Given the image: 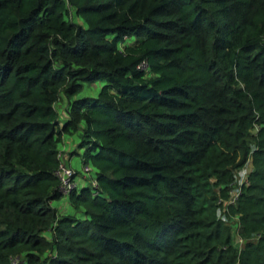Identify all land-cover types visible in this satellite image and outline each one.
Listing matches in <instances>:
<instances>
[{
	"label": "trees",
	"instance_id": "trees-1",
	"mask_svg": "<svg viewBox=\"0 0 264 264\" xmlns=\"http://www.w3.org/2000/svg\"><path fill=\"white\" fill-rule=\"evenodd\" d=\"M0 264H264V0H0Z\"/></svg>",
	"mask_w": 264,
	"mask_h": 264
},
{
	"label": "rangeland",
	"instance_id": "rangeland-1",
	"mask_svg": "<svg viewBox=\"0 0 264 264\" xmlns=\"http://www.w3.org/2000/svg\"><path fill=\"white\" fill-rule=\"evenodd\" d=\"M101 85H102V82H94L92 84L86 83L83 86V88L78 93L71 96V98L82 96V95H94L95 96L99 92ZM67 100L68 98L64 96L63 94H61V99H59L55 103V107H56V110H58L60 119H64V117L66 116V112L64 109H65ZM82 125L83 123H81V126ZM80 130L81 129H79L76 133L71 134V135H64L63 141H61V143L59 144L60 161L61 163L64 162V163L71 165V167L76 170L77 174L75 175V181L77 183L78 189L86 182L89 183L91 181L89 178L92 176V173L94 170L93 167L90 166L91 169L85 172L83 170V165H82V162L80 161L79 154L73 152L75 151L76 145L81 138ZM77 151L82 152L81 149ZM251 168H252V163L250 159H248L241 167H239V171L241 172V175L243 177H247V173ZM233 188H236V186L232 187L231 189ZM52 203L53 205H55V207H57L58 211L61 213H72L76 215L80 214L79 211L75 210L71 205L68 204V202L66 201V196L64 195L61 196L59 199L54 200ZM228 223L230 224L232 231L235 235L234 242L239 246V248H241L243 244L242 243L243 239L238 238L236 240V237H237L236 234L238 231L237 217L235 215H232V217L228 220Z\"/></svg>",
	"mask_w": 264,
	"mask_h": 264
},
{
	"label": "built area",
	"instance_id": "built-area-1",
	"mask_svg": "<svg viewBox=\"0 0 264 264\" xmlns=\"http://www.w3.org/2000/svg\"><path fill=\"white\" fill-rule=\"evenodd\" d=\"M142 65H145L144 63ZM88 167H85V170H87ZM57 175L59 176L60 179V187L61 190L64 194H68L72 189L77 187V183L75 181V175H76V170L73 169L71 166L67 165L66 163H61L59 164L58 169L56 170ZM248 174V173H247ZM248 180V177H243L241 175V172L239 169L237 170V182L238 185L236 188H233L230 190V195L228 197L229 202H234L236 200V197L240 191V186L244 182Z\"/></svg>",
	"mask_w": 264,
	"mask_h": 264
}]
</instances>
